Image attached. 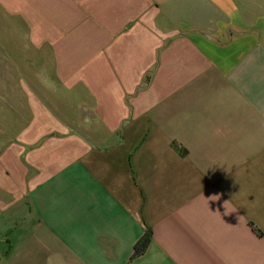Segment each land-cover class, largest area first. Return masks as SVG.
<instances>
[{"label":"crops","instance_id":"0c3cea01","mask_svg":"<svg viewBox=\"0 0 264 264\" xmlns=\"http://www.w3.org/2000/svg\"><path fill=\"white\" fill-rule=\"evenodd\" d=\"M0 264H264V0H0Z\"/></svg>","mask_w":264,"mask_h":264},{"label":"trees","instance_id":"16d2710c","mask_svg":"<svg viewBox=\"0 0 264 264\" xmlns=\"http://www.w3.org/2000/svg\"><path fill=\"white\" fill-rule=\"evenodd\" d=\"M150 242V238L146 237L143 241H141L135 248L134 258L142 254L148 247Z\"/></svg>","mask_w":264,"mask_h":264},{"label":"clouds","instance_id":"9594fccd","mask_svg":"<svg viewBox=\"0 0 264 264\" xmlns=\"http://www.w3.org/2000/svg\"><path fill=\"white\" fill-rule=\"evenodd\" d=\"M226 204V203H225ZM237 219L239 220V217H237Z\"/></svg>","mask_w":264,"mask_h":264}]
</instances>
